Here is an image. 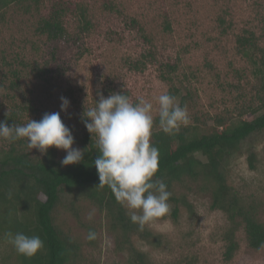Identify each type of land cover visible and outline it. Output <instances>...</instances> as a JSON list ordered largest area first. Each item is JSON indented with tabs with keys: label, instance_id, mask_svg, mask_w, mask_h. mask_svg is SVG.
<instances>
[{
	"label": "rangeland",
	"instance_id": "374dc122",
	"mask_svg": "<svg viewBox=\"0 0 264 264\" xmlns=\"http://www.w3.org/2000/svg\"><path fill=\"white\" fill-rule=\"evenodd\" d=\"M57 1L70 6L64 21L68 32L79 36L76 42L55 44L36 34L39 21L50 14ZM104 1L38 0L37 4L36 0H25L4 11V18H0V58H21L35 66L51 60L54 46L57 50L49 84L30 73L15 90L18 104L31 101L38 109L25 113V123L40 121L45 113L59 112L75 138L73 147L79 148L76 141L87 130L83 113L95 106L101 94L108 97L128 91L133 102L137 98L149 100L155 119L160 94L177 89L180 104L189 92L186 106L190 121L197 118L209 126L216 115L237 116L245 107L261 103L263 82L253 61L239 52L237 38L246 30L252 31L264 49V0H110L113 12L104 9ZM82 9L91 22L89 30L82 29ZM132 19L139 22L144 33L131 26ZM166 20L171 30L165 29ZM168 64L175 70L168 72ZM8 70L0 59V79L7 78L3 76ZM4 91L0 87V101L8 94L7 103H15L12 94ZM61 97L70 101L67 111L61 110ZM251 117L252 112L244 116ZM252 151L257 158L254 170L248 162ZM65 155L64 150L58 151L61 161ZM228 179L245 197L257 201L264 222V132L252 135L242 152L229 160ZM177 193L188 197L194 206L193 216L183 206L175 223L170 216L171 205L166 215L145 225L159 236L160 246L134 239L153 264H264V249L250 248L243 229L237 233V254L226 261L223 233L228 221L221 211L211 210L210 193L202 191L200 184L188 183L178 186ZM62 201L68 205L74 200L64 195ZM77 206L81 220L98 231L97 244L92 247L77 217L71 211L60 213L61 228L82 244L78 264H128V255L116 250L114 236L98 209L87 201ZM3 237L0 235V264L8 256L9 264H18L14 247Z\"/></svg>",
	"mask_w": 264,
	"mask_h": 264
},
{
	"label": "trees",
	"instance_id": "16d2710c",
	"mask_svg": "<svg viewBox=\"0 0 264 264\" xmlns=\"http://www.w3.org/2000/svg\"><path fill=\"white\" fill-rule=\"evenodd\" d=\"M21 1L25 0H0V18H4L7 8ZM36 1L38 4V0ZM69 8L68 3L55 2L50 14L39 21L36 34L45 37L50 43L57 44L62 40L76 42L79 36H72L65 26L64 18ZM104 9L114 11L110 0L104 1ZM80 14L84 23L82 29L89 30L91 22L87 11L82 9ZM224 23V19H221V25ZM131 24L134 29L144 33L137 20L132 19ZM165 29L171 30L167 20ZM237 47L242 55L253 61L263 82V94L259 97L261 103L258 107H245L237 116L216 115L211 118V126L195 118V122L190 121L187 126L181 125L179 132L174 134L163 132L157 116L151 137V142L160 153L159 169L153 179L162 180L171 193L168 201L169 206H173L171 218L176 223L183 206L193 216L194 206L187 196H179L177 189L187 183L200 184L202 191L210 193L211 210L221 211L228 221L223 233L226 261L233 260L240 248L237 233L241 229L245 232L250 248L261 250L260 245L264 244V222L259 217V204L256 200L245 197L228 179L229 160L242 152L244 142L252 135L264 132V49L260 47L256 34L248 30L237 38ZM56 51L54 46L51 60L47 59L43 64L35 66L21 58L9 60L5 55L0 58L2 65L9 68L8 74L3 76L7 78L0 79V87L5 89L4 92L11 93L16 101L8 104V94L5 100L0 101V121H6L9 126L22 125L26 124L25 113L38 112L31 101L26 105L24 102L18 104L14 96L15 90L20 88L24 76L30 73L49 84L55 73L52 65L57 62ZM149 55L153 58L151 52ZM21 66L24 69H20ZM166 68L168 72L175 70L169 64ZM117 93L130 97L128 91ZM177 93V89H174L168 94L176 97ZM187 96L181 98V106L186 105ZM249 112L253 113V117L244 118ZM76 143L84 151L83 160L64 166L58 158L59 149L54 146L48 149L47 154H42L28 149L26 139L11 143L0 139V235L7 240L6 233L22 232L28 236L38 235L44 241V248L31 258L22 256L15 250L16 263L78 264L82 257V244L61 228L58 217L63 210L71 211L88 235L90 232L95 234L94 239H89V244L96 246L98 231L92 224L81 220L77 206L80 201H87L104 216L107 229L114 236L116 250L128 255V264H153L149 254L136 247L134 239L138 238L148 245L158 247L161 244L159 236L146 226L140 230L131 221L128 210L117 201L110 187L98 186L100 181L94 161L99 151L95 136L92 140V135L86 130ZM256 161V153L250 152V169L256 168ZM64 195L71 196L74 201L64 204ZM10 258H5L4 264H9Z\"/></svg>",
	"mask_w": 264,
	"mask_h": 264
},
{
	"label": "clouds",
	"instance_id": "9594fccd",
	"mask_svg": "<svg viewBox=\"0 0 264 264\" xmlns=\"http://www.w3.org/2000/svg\"><path fill=\"white\" fill-rule=\"evenodd\" d=\"M159 127L166 134L179 132L181 125L190 123L187 106H181L176 97L162 93L157 98ZM70 101L61 97V110L67 111ZM82 122L95 136L99 155L94 161L99 187L107 185L118 202L127 210L131 221L140 230L154 219L169 212L171 193L167 185L153 179L159 169V149L151 142L154 117L153 104L144 98L133 102L126 94H102L94 107L86 108ZM0 139L16 142L26 139L28 149L47 154L51 147L64 150V166L80 163L84 151L73 147L75 138L63 123L60 113H45L40 121L30 119L26 124L9 126L0 121ZM7 242L22 256L31 258L44 248L38 236L22 232L5 234ZM90 232L88 239H94ZM264 249V244L260 245Z\"/></svg>",
	"mask_w": 264,
	"mask_h": 264
}]
</instances>
